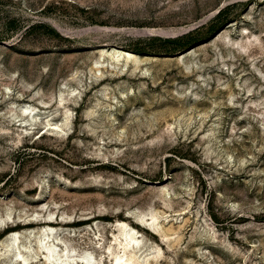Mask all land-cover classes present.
I'll return each mask as SVG.
<instances>
[{"label":"rangeland","instance_id":"1","mask_svg":"<svg viewBox=\"0 0 264 264\" xmlns=\"http://www.w3.org/2000/svg\"><path fill=\"white\" fill-rule=\"evenodd\" d=\"M19 251L264 264V0H0V264Z\"/></svg>","mask_w":264,"mask_h":264},{"label":"bare ground","instance_id":"2","mask_svg":"<svg viewBox=\"0 0 264 264\" xmlns=\"http://www.w3.org/2000/svg\"><path fill=\"white\" fill-rule=\"evenodd\" d=\"M110 54L115 56L118 60H124L125 62H130V61H139L140 60V55L126 49H122L119 47H111L109 48ZM29 108V106L23 107L22 113L26 112V110ZM19 141L20 136L18 137ZM155 217V216H153ZM52 220H47L43 221L44 224L52 225L53 223L51 222ZM38 222H27L26 225H33ZM18 227V225H17ZM122 235L125 237V245L131 246V245H136L139 242L138 237L136 236V232L130 233L129 231H122ZM115 240L120 242L119 238L115 235ZM47 250V260L49 262L53 261L52 259L54 258V246H46ZM18 257H20L23 261L24 264H27L30 260L29 256H26L23 254L21 251L17 252L16 254ZM133 258V256H130L128 260H123L122 256H117L116 257V264H128L130 263V260Z\"/></svg>","mask_w":264,"mask_h":264}]
</instances>
